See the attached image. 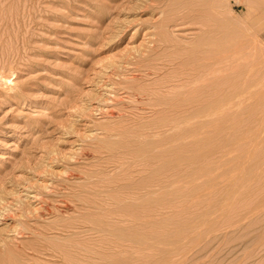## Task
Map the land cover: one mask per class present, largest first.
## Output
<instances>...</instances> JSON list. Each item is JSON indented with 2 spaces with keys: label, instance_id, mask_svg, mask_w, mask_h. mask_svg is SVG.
<instances>
[{
  "label": "rangeland",
  "instance_id": "obj_1",
  "mask_svg": "<svg viewBox=\"0 0 264 264\" xmlns=\"http://www.w3.org/2000/svg\"><path fill=\"white\" fill-rule=\"evenodd\" d=\"M168 3L0 0V264H264V0Z\"/></svg>",
  "mask_w": 264,
  "mask_h": 264
},
{
  "label": "bare ground",
  "instance_id": "obj_2",
  "mask_svg": "<svg viewBox=\"0 0 264 264\" xmlns=\"http://www.w3.org/2000/svg\"><path fill=\"white\" fill-rule=\"evenodd\" d=\"M163 1H165V2L168 1L169 2L168 5H167L169 7V10L167 9L168 13H167V10H166L165 13H167V14H165V16L163 17V20H162L163 24H162V28H160L161 29L160 33H155V35H154L155 37L157 36V38H155L156 39V41H155L156 42V46L154 47V49L155 48L157 49V48L161 47L162 49H164V52H165V51H168V49L171 47V45H170L171 44V40L168 38V36H166L167 34L162 35V34L165 33V30H168L170 27H179V26H184V25H187V24H199L200 27L203 28L202 29V32H203L202 34L203 35L201 36L202 38L199 37L201 40H199V43L196 45L197 47L195 46L196 48H193L191 52L189 51V53L194 52L195 54L199 55L202 59L203 58H216V60H217V58L218 59H220V58L222 59V17H221L222 16V12H221L222 0H163ZM161 31H163L164 33H161ZM159 44H161V45H159ZM152 51H154V50H152ZM157 51H158V49H157ZM221 61L217 60L216 62H220L221 63ZM218 66H220V65H218ZM129 137H131V136H129ZM166 174H167V172H166ZM134 217H136V216H134ZM76 229H77V227H76ZM63 257H64V255H63Z\"/></svg>",
  "mask_w": 264,
  "mask_h": 264
}]
</instances>
